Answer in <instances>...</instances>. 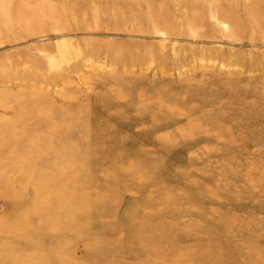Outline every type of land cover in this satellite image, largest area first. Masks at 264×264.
<instances>
[{
	"label": "rangeland",
	"instance_id": "obj_1",
	"mask_svg": "<svg viewBox=\"0 0 264 264\" xmlns=\"http://www.w3.org/2000/svg\"><path fill=\"white\" fill-rule=\"evenodd\" d=\"M0 264H264V0H0Z\"/></svg>",
	"mask_w": 264,
	"mask_h": 264
},
{
	"label": "bare ground",
	"instance_id": "obj_2",
	"mask_svg": "<svg viewBox=\"0 0 264 264\" xmlns=\"http://www.w3.org/2000/svg\"><path fill=\"white\" fill-rule=\"evenodd\" d=\"M217 13V12H216ZM220 13H222V12H220ZM217 24V23H216ZM218 25V24H217ZM219 26H220V29L222 28V29H224V30H227V28H226V25L225 24H223V23H219ZM160 94V93H159Z\"/></svg>",
	"mask_w": 264,
	"mask_h": 264
}]
</instances>
